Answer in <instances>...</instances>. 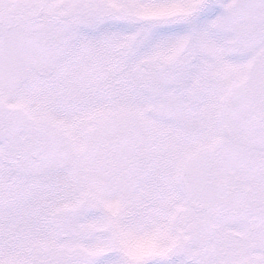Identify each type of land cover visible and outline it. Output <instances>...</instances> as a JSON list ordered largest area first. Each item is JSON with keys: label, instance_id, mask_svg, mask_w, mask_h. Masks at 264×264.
I'll use <instances>...</instances> for the list:
<instances>
[{"label": "snow or ice", "instance_id": "obj_1", "mask_svg": "<svg viewBox=\"0 0 264 264\" xmlns=\"http://www.w3.org/2000/svg\"><path fill=\"white\" fill-rule=\"evenodd\" d=\"M0 264H264V0H0Z\"/></svg>", "mask_w": 264, "mask_h": 264}]
</instances>
